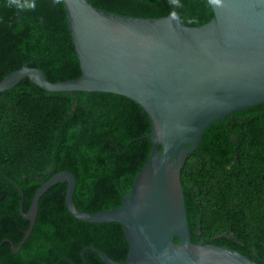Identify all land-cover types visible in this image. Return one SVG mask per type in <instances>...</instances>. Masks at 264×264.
<instances>
[{
	"label": "trees",
	"instance_id": "obj_1",
	"mask_svg": "<svg viewBox=\"0 0 264 264\" xmlns=\"http://www.w3.org/2000/svg\"><path fill=\"white\" fill-rule=\"evenodd\" d=\"M98 9L161 17L173 0H89ZM187 26L208 22V0H178ZM48 80L74 79L80 67L62 0H0V80L25 62ZM147 113L110 92H47L22 79L0 93V264H105L128 254L122 226L76 219L64 205L65 183L39 198L34 227L27 211L42 179L67 170L76 178L73 202L97 212L121 205L151 148ZM193 243L227 246L264 264V102L210 124L187 156L181 175ZM178 241V238H174Z\"/></svg>",
	"mask_w": 264,
	"mask_h": 264
},
{
	"label": "water",
	"instance_id": "obj_2",
	"mask_svg": "<svg viewBox=\"0 0 264 264\" xmlns=\"http://www.w3.org/2000/svg\"><path fill=\"white\" fill-rule=\"evenodd\" d=\"M80 67L74 79L50 81L25 62L0 80V93L22 79L47 92H110L137 102L151 129L149 155L121 205L94 213L73 202L76 178L63 170L42 179L21 216L30 235L39 198L65 183L69 214L91 223L117 222L128 254L116 261L92 246L105 264H259L227 246L193 243L181 184L184 163L205 129L234 112L264 102V0H208L213 16L187 26L173 0L161 17H135L96 8L89 0H62ZM174 238H178L175 241Z\"/></svg>",
	"mask_w": 264,
	"mask_h": 264
},
{
	"label": "clouds",
	"instance_id": "obj_3",
	"mask_svg": "<svg viewBox=\"0 0 264 264\" xmlns=\"http://www.w3.org/2000/svg\"><path fill=\"white\" fill-rule=\"evenodd\" d=\"M12 2V0H10V3Z\"/></svg>",
	"mask_w": 264,
	"mask_h": 264
}]
</instances>
